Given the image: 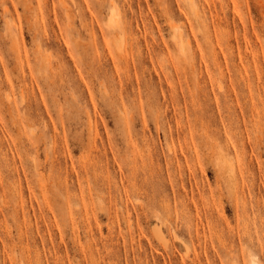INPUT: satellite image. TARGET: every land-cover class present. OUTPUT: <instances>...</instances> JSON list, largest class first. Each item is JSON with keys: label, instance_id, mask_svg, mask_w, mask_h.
<instances>
[{"label": "rangeland", "instance_id": "1", "mask_svg": "<svg viewBox=\"0 0 264 264\" xmlns=\"http://www.w3.org/2000/svg\"><path fill=\"white\" fill-rule=\"evenodd\" d=\"M0 264H264V0H0Z\"/></svg>", "mask_w": 264, "mask_h": 264}, {"label": "bare ground", "instance_id": "2", "mask_svg": "<svg viewBox=\"0 0 264 264\" xmlns=\"http://www.w3.org/2000/svg\"><path fill=\"white\" fill-rule=\"evenodd\" d=\"M192 6H193V8L194 9H196V6L195 5H193L192 4ZM171 26H172V28H174L175 30H176V35H177V41H178V45H179V49H180V51L182 52V53H184L185 52V50H186V46H188L189 45V43H190V40H189V38H187V37H185L184 36V34H183V31H182V25L181 26H179V23H178V25H176L174 22L171 24ZM171 28V29H172ZM174 30V31H175ZM175 35V36H176ZM177 44V43H176ZM243 157V156H242Z\"/></svg>", "mask_w": 264, "mask_h": 264}]
</instances>
